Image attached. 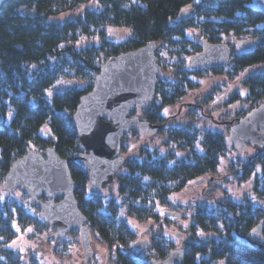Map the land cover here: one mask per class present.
<instances>
[{"label": "trees", "instance_id": "16d2710c", "mask_svg": "<svg viewBox=\"0 0 264 264\" xmlns=\"http://www.w3.org/2000/svg\"><path fill=\"white\" fill-rule=\"evenodd\" d=\"M253 1L0 0V264H22L21 252L8 246L17 236L16 226L22 230L32 226L37 232L49 229L26 194L30 207L12 193L1 194L12 161L28 148L41 151L48 146L67 161L85 224L106 247L111 264H149L145 252L133 247L135 231L121 210L138 220L155 218V202L167 201L189 180L216 170L227 146L225 133L203 129L202 151L198 150V130L165 125L163 109L179 102L208 73L236 78L249 66L264 63V8ZM82 2H92V6L86 5L71 19L48 18ZM185 8L188 16L180 18ZM123 26L130 34L111 39ZM111 29L112 34L108 33ZM202 38L227 42L229 63L191 68L188 58L200 50ZM151 40L156 44L157 62L169 74L158 78L151 105L137 114L159 123L169 140L187 150L186 155L176 157L173 151L160 154L143 147L142 157L124 158L115 175L116 196L90 192L87 169L73 162L79 148L72 112L80 95L90 89L99 64ZM59 80H66L68 86L61 87ZM242 83L249 109L264 101V71H251ZM121 147L127 144L122 142ZM255 156L262 166L253 188L264 197V149ZM259 219H263V238L257 246L243 237ZM189 230L213 234L187 242L183 264H264V210L260 206L232 198H224L216 207L203 204L193 213ZM173 246L171 239L153 235L148 247L156 259H162ZM31 264H39L37 257H31Z\"/></svg>", "mask_w": 264, "mask_h": 264}, {"label": "water", "instance_id": "95a60500", "mask_svg": "<svg viewBox=\"0 0 264 264\" xmlns=\"http://www.w3.org/2000/svg\"><path fill=\"white\" fill-rule=\"evenodd\" d=\"M188 16L180 11V18ZM200 50L189 57V66H221L230 61V47L226 42L199 40ZM155 41L151 40L135 49L117 54L97 67L91 81V88L81 94L72 115L71 122L78 137L79 151L73 162L88 170L87 188L101 193L115 179V173L124 157L120 155V139L128 130L141 134H151L159 129L158 123H151L131 115V110L139 112L151 105L155 95V84L162 76L161 66L154 54ZM76 83V82H74ZM220 124L228 125L225 142L242 151L247 144L256 152L264 149V101L252 107L243 116ZM204 178L194 181L201 184ZM76 182L73 180L67 161L53 146L42 152L32 149L13 160L4 174L1 188L13 191L20 188L39 207L38 217L51 227L54 237H63L72 229H77L83 260H88L93 249L91 234L85 224L86 217L78 208L74 196ZM42 196L45 200H42ZM166 215L176 212L166 211ZM181 232H174L176 237ZM245 239L260 246L263 238V219L255 223ZM148 239L138 237L133 242L135 248L148 246ZM186 249L177 245L170 249L161 260L152 258L149 264H183Z\"/></svg>", "mask_w": 264, "mask_h": 264}, {"label": "rangeland", "instance_id": "374dc122", "mask_svg": "<svg viewBox=\"0 0 264 264\" xmlns=\"http://www.w3.org/2000/svg\"><path fill=\"white\" fill-rule=\"evenodd\" d=\"M91 3L82 2L75 8L52 14L51 18L59 21L73 18L80 14L86 5L87 7L92 6ZM253 4L264 8V0H254ZM31 11L28 10V12ZM120 29L127 33L130 30L125 26ZM113 31L111 29L108 33L112 34ZM193 31L197 32V29ZM116 34L114 37L111 35L112 38H110L119 40L120 37L125 36V33L119 31ZM162 70L163 73L169 74V70L164 68ZM251 71H264V63L249 66L236 78L224 75L215 76L210 73L198 78L197 87L190 89L176 104L163 109V113L167 117L165 125H188L197 129L199 140L195 146L201 151L200 139L203 136V129H216L228 135V127L224 123L220 125L214 123L211 118L215 122L217 119L229 120L235 118L239 112L245 111L246 114L249 111V104L245 98L247 89L242 83V77ZM59 81L61 87L68 86L66 80ZM121 140L127 144V147L121 151L125 157H142L143 152L140 150L143 147L157 149L160 154L173 151L176 157L185 156L187 151L178 148L174 141L169 140L166 130L158 129V131L146 135L128 131ZM256 153V150L249 144L242 151H237L233 146H226L224 153L219 157L216 170L201 175L206 178L204 182L195 185L194 179H191L181 190L172 192L167 201L155 202L157 217L138 220L126 215L124 208L121 210V215L125 216L129 226L135 231V238L146 236L150 243L153 235H159L171 239L173 247L179 245L185 248L187 242L210 237L213 233L197 231L194 234L189 230L193 213L203 204L216 207L224 198H232L237 203H251L264 210V197L259 196L253 188L255 178L260 175L262 166L260 161H256V156L254 157ZM11 193L22 199L27 207H30L24 198L23 191L15 189ZM105 193L106 196L111 194L116 196L115 181L110 184ZM1 194L5 195L6 191L2 190ZM27 200L30 202L29 197ZM166 210L178 212L179 217L174 218V215H166ZM16 230L17 236L9 241L8 246L21 252L22 264H31V257L34 256L37 257L39 264H111L106 247L97 242L94 236L91 239L92 255L88 260H83L78 231L76 233L69 231L62 238H56L51 229L37 232L32 226H28L24 230L16 226ZM176 231L182 233L180 237L174 236ZM63 242H66L67 248ZM141 249L145 252L148 260L156 259L153 256L155 253L153 249L150 247Z\"/></svg>", "mask_w": 264, "mask_h": 264}, {"label": "bare ground", "instance_id": "6f19581e", "mask_svg": "<svg viewBox=\"0 0 264 264\" xmlns=\"http://www.w3.org/2000/svg\"><path fill=\"white\" fill-rule=\"evenodd\" d=\"M51 16H52V15H49V16H48V18H51ZM51 19H52V18H51ZM70 19H71V18H70ZM64 20H66V19H64ZM62 21H63V20H62ZM118 30H120L122 33H125L126 35L130 34V30H129V32H128V33H127V32H125V31H123L122 29H120V27H119V29H118ZM118 30H117V31H118Z\"/></svg>", "mask_w": 264, "mask_h": 264}]
</instances>
